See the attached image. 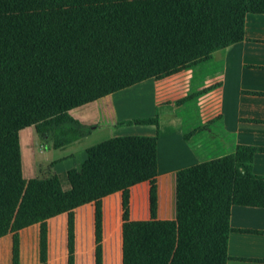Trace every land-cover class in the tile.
Segmentation results:
<instances>
[{"label":"trees","instance_id":"trees-1","mask_svg":"<svg viewBox=\"0 0 264 264\" xmlns=\"http://www.w3.org/2000/svg\"><path fill=\"white\" fill-rule=\"evenodd\" d=\"M248 13L264 14V0H110L0 12V237L27 182L22 129L208 62L216 50L245 39ZM116 125H154L157 131L116 136L93 148L67 171L68 188L53 172L39 171L30 179L15 221L13 264H20V230L34 224L40 225L45 264L48 219L62 213L68 216L74 264L75 209L88 203H94L95 264H103V198L116 192L122 193V264H227L232 206L264 207V175L253 171L260 148L238 146L234 153L179 170L177 216L159 219V115ZM142 182L150 184V218L134 220L130 189Z\"/></svg>","mask_w":264,"mask_h":264},{"label":"crops","instance_id":"crops-1","mask_svg":"<svg viewBox=\"0 0 264 264\" xmlns=\"http://www.w3.org/2000/svg\"><path fill=\"white\" fill-rule=\"evenodd\" d=\"M0 3H5L0 5V8L3 7L6 10H13V8H15L14 11L39 9L32 7L35 2L31 0H0ZM199 66H207L206 69L217 68L218 80L215 81L218 83L211 87L210 92L206 93H214L217 97V117L206 124L203 130H197L195 134L187 138V133L196 129L194 127L190 128L191 130L187 129L185 119L180 114L178 107L177 117L174 115V122L177 123L178 130L176 141L172 143L174 144L173 150L168 149L169 146H167L162 135L163 131H160L157 176V217L159 219H175L177 216V174L183 168L234 153L238 146H253L260 148V151L256 152L254 156L253 171L255 174L264 175V14L248 13L245 19V39L216 50L208 62ZM196 67L193 68L196 70ZM203 70L202 68L199 71L202 72ZM189 71L193 72L194 70L189 69ZM182 72H187V70ZM182 72L180 73L182 74ZM180 73L177 76L181 75ZM199 89L200 87L196 88L200 91ZM153 91H155L154 88ZM115 93L113 94L115 95ZM104 99L75 107L69 111L67 116L44 126H30L22 129L20 141L24 178L32 179L39 174L37 152L42 151L43 145L38 144L34 137L37 133L41 134L43 130H46L47 135L51 136L49 141L46 140L49 143L47 142L48 144L43 150L52 148L62 152L67 151L55 159H50V163H53L52 172L59 177L65 176L69 169L84 161L93 148L104 143H110L116 137L115 135H111L109 139L96 144L90 143V139L101 125L115 128L117 127L116 122L123 120L116 115V111V120L112 123L107 120V116L110 114L108 115L103 109L105 107V104H102ZM161 105L170 107V111L175 113L173 106ZM159 106L156 107V112L158 108L160 109ZM156 131L151 135H142L154 136ZM79 145L82 146L74 149L75 146ZM27 154L29 158L32 155V160L36 163V167H31L30 171L25 168ZM62 160H65V164L59 167L58 164ZM149 189V182H142L131 187V219H145L144 216L141 217L138 214L139 212L135 216L133 207L136 203L148 204ZM141 195L143 196L141 197ZM140 197L143 201L139 200ZM121 199V192L104 197L103 217H105L106 209H109L113 204L114 206L119 205ZM82 211H85L86 217L88 216L94 223V203L76 208L75 220ZM67 218V213H62L48 219V225L51 227L52 223L58 219H61L65 224ZM230 225L233 230L229 234L228 254L230 258L227 264H264V207L233 205ZM34 226L37 227V224L26 227L19 232L20 264H24L23 233ZM33 235L36 260L39 235L37 228H35ZM2 238L3 236L0 237V264H13V245H10L8 239L2 242Z\"/></svg>","mask_w":264,"mask_h":264},{"label":"rangeland","instance_id":"rangeland-1","mask_svg":"<svg viewBox=\"0 0 264 264\" xmlns=\"http://www.w3.org/2000/svg\"><path fill=\"white\" fill-rule=\"evenodd\" d=\"M35 2L32 4V7L36 8H46L51 6H66L72 3H86L93 1H110V0H31ZM5 4V3H4ZM0 3V5H4ZM0 12H13V10L0 8ZM204 69L200 72V69ZM207 66H197L190 69L193 72H190L189 69L187 72H182L181 75L177 74L167 77L162 80L148 79L143 82L137 83L131 87L122 89L106 97L102 104H105L103 107L104 111L108 113V121L116 120V115L120 119L125 118H138V117H151L156 114L159 115V123L161 128L159 131H163L162 135L166 140V144L169 150H173L172 144L176 141L178 125L174 122V115L177 117V108H180V114L185 119V124L188 130L194 127L196 130H201V127H205L206 124L211 122L212 119H215L217 116V97L213 93L206 94L210 91H206L204 94L197 96L192 102L185 101L182 104L177 103V100L184 98L190 94H195L198 90L197 87H200L199 90H207L213 85H216L218 82L217 79V68L206 69ZM198 69V70H197ZM189 71V72H188ZM156 84V87H155ZM153 88L155 91H153ZM156 99H155V96ZM169 104L175 109V113L171 112V108H167L165 105ZM161 105V106H159ZM158 108L156 112V107ZM177 119V118H176ZM103 124L105 122L103 121ZM159 125V126H160ZM193 130V129H192ZM203 130V129H202ZM156 131V126L152 125H132V126H120L115 128H110L106 125H101L98 131L90 139V143H98L100 141L109 139L111 135L115 136H127V135H137L145 134L151 135ZM192 131H189V134ZM49 137V138H48ZM51 136H48L46 132L36 135L35 140L38 144H42L44 149L45 145L48 144ZM48 139V141H46ZM34 140V141H35ZM48 142V143H47ZM165 142V141H164ZM82 145L75 146L74 149L80 148ZM39 150L37 152V159L39 166L40 175H47V173L52 172L53 163H50V159H55L67 151H59L55 149H46ZM165 151V149H164ZM69 152V151H68ZM28 153V151H27ZM165 152L163 153V155ZM65 164V160H62L58 164L61 167ZM31 167H36L34 160L28 157L25 161V168L27 171H30ZM57 168V167H56ZM63 186L69 187L67 176H60ZM27 182L23 184V189L20 192V197L17 199L14 208L11 210L9 215L5 233L2 242L5 239H8L10 245L13 244V234L15 221L18 216V212L22 206L24 195L27 191L30 179H26ZM29 180V181H28ZM150 190V189H149ZM141 194V192H139ZM143 195H141L142 197ZM140 201H143L141 199ZM138 201V200H137ZM119 205L114 206V204L106 209L105 217H103V264H122V224H123V207L122 199ZM148 204L146 203H136L133 207L134 214L138 213L141 217L145 219L150 218V204L149 198H147ZM131 196H130V218H131ZM138 218V217H136ZM143 220V219H137ZM34 228V229H33ZM28 229L23 233V256L24 264H42L40 256V225L37 224V227ZM35 228L38 230L37 238V254L35 260V250H34V235ZM20 234V233H19ZM95 229L94 223L91 222V219L87 216L85 211H82L78 218L75 220V245H74V264H95ZM45 264H70V254L68 249V228L67 222L65 224L61 219L55 220L51 227L48 225V252H47V261Z\"/></svg>","mask_w":264,"mask_h":264}]
</instances>
